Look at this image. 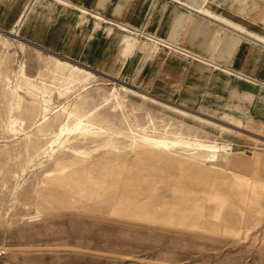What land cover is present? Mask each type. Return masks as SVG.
<instances>
[{"label": "rangeland", "instance_id": "obj_1", "mask_svg": "<svg viewBox=\"0 0 264 264\" xmlns=\"http://www.w3.org/2000/svg\"><path fill=\"white\" fill-rule=\"evenodd\" d=\"M214 84H141L0 29V264H264V109Z\"/></svg>", "mask_w": 264, "mask_h": 264}, {"label": "crops", "instance_id": "obj_2", "mask_svg": "<svg viewBox=\"0 0 264 264\" xmlns=\"http://www.w3.org/2000/svg\"><path fill=\"white\" fill-rule=\"evenodd\" d=\"M15 28L32 45L141 84L208 77L218 95L224 75L233 98L264 109V0H0V29Z\"/></svg>", "mask_w": 264, "mask_h": 264}, {"label": "bare ground", "instance_id": "obj_3", "mask_svg": "<svg viewBox=\"0 0 264 264\" xmlns=\"http://www.w3.org/2000/svg\"><path fill=\"white\" fill-rule=\"evenodd\" d=\"M16 32V31H15Z\"/></svg>", "mask_w": 264, "mask_h": 264}]
</instances>
